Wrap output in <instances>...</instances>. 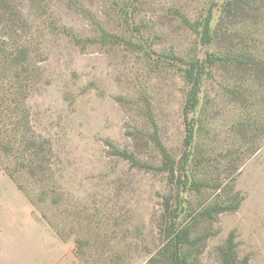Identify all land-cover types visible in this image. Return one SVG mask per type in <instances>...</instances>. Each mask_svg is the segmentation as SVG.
Masks as SVG:
<instances>
[{"label":"rangeland","instance_id":"374dc122","mask_svg":"<svg viewBox=\"0 0 264 264\" xmlns=\"http://www.w3.org/2000/svg\"><path fill=\"white\" fill-rule=\"evenodd\" d=\"M264 264V0H10L0 234L85 264Z\"/></svg>","mask_w":264,"mask_h":264},{"label":"crops","instance_id":"0c3cea01","mask_svg":"<svg viewBox=\"0 0 264 264\" xmlns=\"http://www.w3.org/2000/svg\"><path fill=\"white\" fill-rule=\"evenodd\" d=\"M0 264H85L55 232L0 234Z\"/></svg>","mask_w":264,"mask_h":264},{"label":"trees","instance_id":"16d2710c","mask_svg":"<svg viewBox=\"0 0 264 264\" xmlns=\"http://www.w3.org/2000/svg\"><path fill=\"white\" fill-rule=\"evenodd\" d=\"M9 1L10 0H0V10L8 9L9 8ZM181 232V230H175L173 232V238L174 236H178L177 239L179 240L174 241L173 247H172V255L169 258V262L167 264H184L186 259L182 256V253L180 251V245L183 244L181 241V237L183 232L181 233V236L177 234V232Z\"/></svg>","mask_w":264,"mask_h":264}]
</instances>
